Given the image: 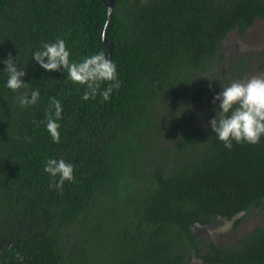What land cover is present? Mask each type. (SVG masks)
I'll return each instance as SVG.
<instances>
[{
	"label": "trees",
	"instance_id": "obj_1",
	"mask_svg": "<svg viewBox=\"0 0 264 264\" xmlns=\"http://www.w3.org/2000/svg\"><path fill=\"white\" fill-rule=\"evenodd\" d=\"M106 3L0 0V60L17 59L41 93L19 106L25 89L5 88L0 72V264H185L192 255L264 264V225L205 253L191 231L262 206L264 138L226 149L210 126L200 134L187 119L172 146L148 152L141 143L158 102L221 63L228 32L264 18V0H114L111 52ZM57 38L73 60L102 49L116 63L121 86L109 101L82 100L66 72L31 60ZM51 97L62 104L59 142L44 126ZM53 156L73 163L75 179L62 188L43 171Z\"/></svg>",
	"mask_w": 264,
	"mask_h": 264
},
{
	"label": "clouds",
	"instance_id": "obj_2",
	"mask_svg": "<svg viewBox=\"0 0 264 264\" xmlns=\"http://www.w3.org/2000/svg\"><path fill=\"white\" fill-rule=\"evenodd\" d=\"M31 60L45 72H66L68 81L84 89L81 96L84 101L95 99L99 95L107 102L113 90H118L121 86L116 63L102 49L80 60H73L65 40L57 38L53 42H44L39 49L34 50ZM0 63L4 65L0 72L7 74L4 87L12 92L25 89L17 97L19 106L36 105L40 98V89L28 87L29 83L23 79L26 72L22 67H18L17 59L14 60L9 55L0 60ZM219 87L220 90L212 98L216 105L215 116L208 120L211 133L226 149H231L234 143L258 144L264 138V76L236 79L227 85L220 84ZM50 108L52 113L46 114L45 130L53 142H59L58 120L62 112L61 101L51 97ZM184 110L183 107L177 115ZM43 165V171L55 181L49 185L50 188H62L65 181L75 179L73 163L62 157H49Z\"/></svg>",
	"mask_w": 264,
	"mask_h": 264
},
{
	"label": "rangeland",
	"instance_id": "obj_3",
	"mask_svg": "<svg viewBox=\"0 0 264 264\" xmlns=\"http://www.w3.org/2000/svg\"><path fill=\"white\" fill-rule=\"evenodd\" d=\"M219 50L224 57L221 63H213L207 72L158 102L150 124L141 136L143 150L156 152V148L172 146L180 137L187 119L191 120L196 132L204 134L209 128L208 117L215 113L212 98L220 90V84L227 85L233 80L254 75L264 76V18L255 20L242 34L236 29L229 31ZM183 107L185 110L177 115ZM236 219H239L237 226L234 225ZM262 225L264 201L260 208L240 213L232 219L218 217L209 225L194 224L191 231L200 241L201 252L205 253L209 243L231 247L242 236ZM185 264L205 263L192 255Z\"/></svg>",
	"mask_w": 264,
	"mask_h": 264
},
{
	"label": "water",
	"instance_id": "obj_4",
	"mask_svg": "<svg viewBox=\"0 0 264 264\" xmlns=\"http://www.w3.org/2000/svg\"><path fill=\"white\" fill-rule=\"evenodd\" d=\"M107 6V14H108V18L104 27V32H103V40L104 43L108 46V50L109 52H111V46H109L106 42V34H107V28L109 27L110 24V20H111V16H112V12H113V8H114V0H108V3H106Z\"/></svg>",
	"mask_w": 264,
	"mask_h": 264
},
{
	"label": "flooded vegetation",
	"instance_id": "obj_5",
	"mask_svg": "<svg viewBox=\"0 0 264 264\" xmlns=\"http://www.w3.org/2000/svg\"><path fill=\"white\" fill-rule=\"evenodd\" d=\"M203 262V261H202ZM204 263V262H203ZM206 264V263H205Z\"/></svg>",
	"mask_w": 264,
	"mask_h": 264
}]
</instances>
